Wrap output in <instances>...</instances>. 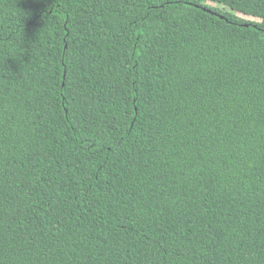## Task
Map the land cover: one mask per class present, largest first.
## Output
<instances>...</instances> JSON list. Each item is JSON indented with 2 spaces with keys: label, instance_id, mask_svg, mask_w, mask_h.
Returning <instances> with one entry per match:
<instances>
[{
  "label": "trees",
  "instance_id": "1",
  "mask_svg": "<svg viewBox=\"0 0 264 264\" xmlns=\"http://www.w3.org/2000/svg\"><path fill=\"white\" fill-rule=\"evenodd\" d=\"M0 264H264V0H0Z\"/></svg>",
  "mask_w": 264,
  "mask_h": 264
},
{
  "label": "rangeland",
  "instance_id": "2",
  "mask_svg": "<svg viewBox=\"0 0 264 264\" xmlns=\"http://www.w3.org/2000/svg\"><path fill=\"white\" fill-rule=\"evenodd\" d=\"M208 5L212 6V7H216V8H219L221 10H224L226 13H233L235 14L234 12H231V10L227 7H223L221 5H218V4H214V3H211L209 2ZM236 15L244 20H247V21H251V22H259V19H254V18H250V17H247V16H244L242 14H237Z\"/></svg>",
  "mask_w": 264,
  "mask_h": 264
}]
</instances>
